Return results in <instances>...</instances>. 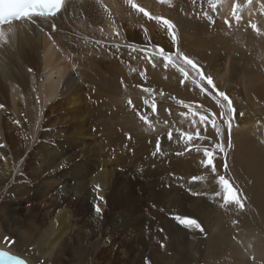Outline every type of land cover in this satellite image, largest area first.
<instances>
[{"label":"bare ground","instance_id":"bare-ground-1","mask_svg":"<svg viewBox=\"0 0 264 264\" xmlns=\"http://www.w3.org/2000/svg\"><path fill=\"white\" fill-rule=\"evenodd\" d=\"M131 3L144 9L149 16L171 21L176 26V45L173 46L164 25L133 9L129 0H68L65 9L53 19H21L0 28L4 35L8 31L9 36L20 34L32 38L25 41L0 39V178L2 181L10 179L6 196L19 194L21 203L26 201L23 197L26 196L30 199L28 216L44 220L40 234L43 236V232H47L51 236L48 239L43 237L35 248L45 256L46 264H61L66 255L70 256L67 251L72 247H75L76 256L73 255L68 264H77L79 261H82L81 264H88L89 259L85 260V257L90 250L87 247L90 246L85 244L93 238L99 242L90 245L96 247L94 256L102 264H132L133 260L135 264H142L137 261L144 254L151 259V264H178L179 255L185 251L180 246V241L176 243L181 231L177 227H170V232L164 231L161 234L167 243L161 244L162 248L155 245V251L150 254L156 256L158 261L148 255L149 252L144 248L152 243L146 245L142 241V245L137 246L138 255H134L135 244L131 241L133 231L130 230L133 227L128 223V196H124V192L121 198H115L122 180L117 179L113 170L107 171V165L123 168V165L130 166L131 163L125 164L120 158L116 164L112 160L108 163L106 161L107 164L94 162L95 164L90 165L89 161L82 164L83 161L75 163L72 160L74 163L68 164L71 162L69 157L73 155L71 151L75 150L70 147L71 144L80 146L81 158L91 156L93 150L95 155L98 153L101 156V147L88 145V138L85 137L84 124L88 122L87 111L90 109L88 96L100 98L96 93L102 88L121 95L124 101L139 93L146 95L143 89L146 88L147 78L141 73H148L152 62L149 63L143 57H146V53H154V46L167 50L178 49L194 60L206 75L212 76L213 83L219 90L229 93L236 100L239 96L245 100L248 107L242 109L243 123L250 125L261 120L264 125V76L260 74L259 64L264 45V0H131ZM237 16L239 20L236 19ZM258 22L261 30L257 27L254 30L253 26ZM52 23L57 26L55 32L50 31ZM43 30L48 31L51 37L43 33ZM252 30L262 37H253L250 32ZM10 44L13 47L11 51L7 49ZM114 55L125 57L128 61L126 67L129 71H135H130L133 80L137 79L140 83L144 78V82L137 86L140 92L125 91L126 83L118 82V86L108 82L110 76L104 74L103 70L108 69L111 74L118 75L112 62L110 65ZM153 55L156 58L152 56V59L162 60L158 55ZM162 66L164 71L159 72L158 78H155V83L161 85L160 90H171L179 86L180 78L175 68L171 65L165 68L164 63ZM71 67L73 68L70 69ZM37 78L40 81L38 91L32 87L37 83ZM126 80L130 82L128 75ZM186 96L181 93L179 95L182 99ZM245 98L252 100L251 104ZM13 112L18 118L19 126L9 130L7 116ZM245 124L239 125L241 131L235 145L240 156L233 157V168L235 173L244 174L252 167L250 172L255 176L252 178L253 183L261 185L259 192L257 191L261 195L258 207L261 210L259 215L264 217V153L246 146L245 141L249 132H260L264 138V128ZM18 129L31 134L17 137ZM55 139L62 140L55 142V147H46V142L39 145ZM51 151L55 153L46 154ZM96 164L101 170L98 176L92 173ZM22 179L25 181L21 182ZM85 181H88L87 187ZM93 181L99 182L101 187L93 189ZM86 189L88 194L91 190V198L85 193ZM39 197H46L50 203L42 201L32 209V201ZM21 203L8 202L13 206L7 205L6 214L10 219L15 211L22 210ZM97 206L99 213L96 211ZM76 215L86 218V224L79 222ZM18 221L19 218L14 219L16 229ZM78 224H83L85 230L80 235L77 234ZM196 231L197 229H192L193 235H196ZM21 234L19 238L27 237L26 233ZM3 238L5 235L0 228V245ZM246 244L248 247L241 248L238 243L235 246L239 248L230 247L227 255L231 260H221L217 264H264V244ZM171 246L179 247V250H174ZM0 249L5 248L0 246ZM189 249L192 258L200 248ZM212 252H218V248L213 247ZM29 258L27 259L35 264V256L31 255Z\"/></svg>","mask_w":264,"mask_h":264},{"label":"rangeland","instance_id":"rangeland-1","mask_svg":"<svg viewBox=\"0 0 264 264\" xmlns=\"http://www.w3.org/2000/svg\"><path fill=\"white\" fill-rule=\"evenodd\" d=\"M259 25L260 22H258V24L256 23L255 27L261 30ZM262 31L264 32V28ZM250 32L253 37H262L257 31L252 30ZM5 33L6 34L3 38L6 39L19 41L32 39L27 35L16 34L9 36L8 31H5ZM7 49L10 51L13 50L12 45H8ZM261 52L262 59L259 60L261 66L260 74L264 76V45ZM114 56L115 57L110 61V65L113 63L114 66L112 65V67H114V70L118 71V75L111 74V70H103L104 74L110 76L108 82L111 84L116 83L117 85L118 82L121 84L126 83L127 85H125L127 87L125 91L137 90L140 92V88L138 89V87L144 82V78L139 81L140 83H138L137 79H134V81L131 77L132 73L130 71H135H129L126 67V62L128 61L125 57H118V55ZM152 56L155 57L154 55ZM162 63H164L162 60L152 59L150 71L148 73L142 71L141 74H143V77L147 78L146 88L150 90L148 94L145 92L146 95L139 93L138 95H133L132 98L124 101L121 95H115L110 89L102 88L96 93V96L100 98L96 99L91 98L93 97L92 95L88 96L87 103L90 109L87 111L88 122H85L84 124V130L86 131L85 137L88 138V145L91 144L94 147L95 145L99 146V148L101 147V156L98 153L95 155V153H93L95 151L93 150L91 156L86 155L81 158V149L79 150L80 146L77 147L71 144L70 147L75 150L71 151L73 155L69 157L71 162H68V164L70 165L74 163V161L75 163L83 161L82 164H84L89 161L90 165V163H106V161L108 163L110 160H112V163L114 162L116 164V161L120 158L124 160L125 164L131 163L130 166L123 165V168L118 166L119 169H117L118 167H116V165H114V167L107 165V171L113 170L112 173L115 172L117 179L122 180V188L120 187L121 189H117L115 198L118 200L124 192V196H128V209L130 211L128 223L130 227H133V230H130L131 232L133 231L131 241L136 247V249L133 247L135 256L139 253V247L137 246L138 244L142 245V241L146 245L152 243L144 247L147 253L149 252L148 255L155 251L153 250L156 248L155 245L158 244L161 246L160 248H162V245L167 242L161 237V234L164 231L170 232L172 228L177 227L181 231V234L177 235L178 238L176 243L180 241V246L185 248L184 253L179 255L180 259L178 258V264H217L222 261H229L231 260L227 255L229 248H235L236 243H238L241 248L245 246L248 247L246 242L250 244H259L260 242L264 244V217L259 215V213H261L259 208L261 195L258 194V192L261 185L259 183H253L252 178H255V176L253 177L250 172L252 167L247 173H235L233 168L234 162H232L234 156H240L236 150L235 140L238 139L237 135L241 131L239 125L245 124L241 121L244 120L242 119L244 115L240 114H244L242 109L247 108L248 105L240 96L237 98L238 100H236L232 98L229 93H225L233 103L235 115L231 121L232 126L230 137L227 126L223 124V121L218 119V123L221 126V137L218 138L215 130L212 129L210 125L207 130H205V127L199 124L198 116L196 117V122L194 124L192 113L197 112L198 114L208 115L209 112H214L218 117L221 111L219 105L221 103L226 105L227 102L215 97V93L209 95L208 93L211 92V89L206 83H203L201 86L205 87L207 91L201 93L200 87L197 86V84L201 83L199 78L196 77L195 82L193 81L192 76H188V78L185 79L181 74L179 63H177V67H173V69L175 68L174 70L177 76L180 78L178 82L179 86H176L171 90L168 88L160 90L161 85L155 83V78H158L157 75L159 72L162 73L164 71ZM65 65L68 66V63L65 62ZM72 68L73 67L70 69ZM126 75L130 78V82L126 80ZM181 80H184V84H181ZM39 82L40 81L37 78V83L32 86L37 91V88H39ZM257 83L260 86V82L258 81ZM180 93L187 96L182 99L179 97ZM232 95L236 94L232 93ZM159 97H163V99H159ZM120 98L121 100L119 101ZM253 98L254 97H252V99ZM166 100L168 101L166 102ZM253 100H255V103H258V100ZM129 101H131V103H129ZM246 101L251 104L252 100L246 99ZM153 103L156 105L155 112H153L151 108ZM185 105H190L191 107H185ZM258 113L260 114L259 111ZM141 117L147 118L148 123H145L144 119ZM7 118V127L9 130L11 127L19 126L18 118L14 112L9 114ZM20 118L24 117L20 116ZM26 124L29 125L27 121ZM245 125L249 127L261 126L264 128L261 120H257L250 125ZM197 130H199L202 137L206 138L203 140L193 139L190 144H186L180 134H186L187 132L196 134ZM10 132L11 134L13 133L12 131ZM169 132L172 133L171 139H169ZM30 134L31 132L26 133L22 129H18L16 132L17 137L20 135L29 136ZM59 140L62 141L61 139H55L50 143L44 141L43 144L40 143L39 145H44L46 142V147H55V142H60ZM158 141L160 144L159 152L156 151ZM245 141L246 146L251 147L254 151L264 153V138L262 133L249 132V136L245 138ZM219 142H223L224 144V153L217 152L215 160L217 172L213 174L210 168H205L201 164V160L203 159V148L211 147L212 144ZM186 145L188 146L184 149V146ZM58 149L59 148H57V150ZM197 149H199V151ZM45 151L46 150H44V152ZM58 151L61 150L59 149ZM50 153L55 152L51 151L46 154ZM103 154H105V157ZM114 154L116 158L118 157L117 159L113 157ZM225 164H227V170H225ZM242 166L245 167L244 164ZM100 171L101 170L96 164L92 173L93 175L98 176L100 175L98 174ZM121 171L123 175H120ZM219 175H224L239 191L240 198L244 205L243 209L235 204L223 205V196L225 193L217 183ZM193 177H197V179L193 181ZM241 177L243 178L242 181ZM12 178H14V176ZM9 180L2 181L0 178V223L2 222L0 228L5 235L2 242L6 243L5 245H3V243L0 245L5 248L3 250L0 249V252L7 253L13 261L21 260L24 261L25 264H32L31 260H28L27 258L34 255L35 264H46L45 256L35 248V245L36 243H39L38 241L41 242L43 237L48 239L51 235L47 232H43V236L40 234V232H42L41 223L44 221L43 219L35 220L31 216H28L30 199L23 196L26 201L21 203V197H18L19 194L6 196V191H8L9 187ZM24 181L25 180L23 179L21 180V182ZM86 182L88 181H85V186L87 187L88 183L86 184ZM15 185L17 186L18 183ZM92 186L93 189L101 187L100 183L97 181H93ZM85 193L88 197H92L91 190L90 194H88V190ZM193 193H198V195H194ZM216 193H219V195H216ZM51 200H53V198ZM9 201L18 204L21 203L23 206L22 210L13 213L15 216H13V220L8 217V214H6L8 208L7 205H11L8 204ZM42 201L45 204L50 203L49 200H46V197H39L32 201V209L36 204H40ZM125 214H127V212H125ZM175 216L189 217L196 220L203 231L197 229L196 235H193V228H186L177 223L173 218ZM75 217L78 221L80 220L79 222L86 224V218H81L78 215ZM15 218H19L18 229L15 228ZM83 224H78L77 234L79 235L85 231L83 230ZM134 228L136 230H134ZM19 231L26 233L28 238H19L22 236ZM117 231L121 230L117 229ZM98 242L99 240L93 238L89 243L85 244V246H90L87 247L90 250L85 257V260L89 259L88 264H102L100 259L94 256L96 247H91L94 243L97 244ZM18 245L21 247H18ZM190 247L200 248L192 258L189 255ZM213 247H217L218 252H212ZM74 248L75 247H72L70 251H67L70 256L66 255L61 264H68V262L72 261L73 255L76 256ZM171 248L179 250V247L176 246H171ZM150 256H153V258L158 261L156 256ZM205 256H208V258H205ZM140 258L137 263H152L151 259H148L145 254L140 256ZM81 263L82 261H79L77 264ZM0 264H5L3 258H0ZM9 264H11V262H9ZM132 264H135L134 260Z\"/></svg>","mask_w":264,"mask_h":264},{"label":"snow or ice","instance_id":"snow-or-ice-1","mask_svg":"<svg viewBox=\"0 0 264 264\" xmlns=\"http://www.w3.org/2000/svg\"><path fill=\"white\" fill-rule=\"evenodd\" d=\"M129 3L131 4V7L135 9L138 12H143L145 16H147L150 20L156 19L158 23L164 25L168 31V34L172 40L173 46L176 45V35H175V28L176 26L169 20L160 18V17H152L149 16V13L144 11V9L139 8L137 4L131 3V0H129ZM65 6V0H19V4L17 5V9L14 12V14L11 15L10 19H6L3 23H0V25L9 24L13 20H32L34 17H41V18H48V17H55L57 16ZM233 14L235 15V8ZM237 20H239V17H236ZM227 24L228 21H225ZM255 30V26H253ZM53 30H55V25L53 24ZM4 34L0 32V39H3ZM146 51V50H145ZM156 54L160 59L164 61V66L167 68L169 64L172 65V67H177V63L180 64L181 74L185 77V79L188 78V76H192L193 81H196V77L199 78L200 84H197L198 87H200V92L205 93L207 90L205 87L201 86L203 83H206L209 88L211 89V92L208 94L211 95V93H215V97L220 98L223 101H226L227 104H220L221 111L219 113V116L217 117V114L214 112H209L208 115L204 114H198L197 112H193V123L196 122V117L198 116L199 124L205 127V130H207L208 126L210 125L212 129L215 130L216 136L218 138L221 137V126L218 123V119L223 121V124L227 126L229 137L231 133V121L234 118L235 115V109L233 107V103L230 100V98L223 92L216 88V86L213 83V78L211 75H206L204 73V70L201 66H199L194 60L187 57L184 53L176 50H167L164 49L161 46H154V53H146V57L148 62H152V55ZM143 76V74H141ZM181 84H184V80H181ZM145 92H149L150 90L145 88L143 89ZM131 103V101H129ZM219 103V101H218ZM185 107H191L190 105H185ZM152 111H156V105L153 103L151 105ZM240 115H243L241 113ZM144 119L145 123H148L147 118L141 117ZM183 141L186 144H190L193 139L196 140H203L206 137H202L200 135L199 130H197L195 137L192 134H180ZM172 138V133L169 132V139ZM230 139H229V147H230ZM199 151V149H197ZM156 151H160V144L159 141L157 142ZM224 153V144L223 142L214 143L211 145V147H204L203 148V159L201 160V164L205 168H210L212 173L215 174L217 172V165L215 163L216 160V154ZM225 170H227V164L224 165ZM197 177H193L192 180L195 181ZM217 183L220 186V188L225 193L223 196V205L228 204H235L241 209H243L244 205L240 198L239 191L232 185V183L226 179L224 175H219L217 178ZM194 195H198V193H193ZM216 195H219V193H216ZM222 205V206H223ZM96 211L99 213L100 209L97 206ZM177 223L181 224L182 226L186 228H195L200 231H203L200 224L189 217H181V216H175L173 217ZM0 258H3L5 260V264H25L24 261L21 260H15L13 261L10 256H8L7 253L0 252Z\"/></svg>","mask_w":264,"mask_h":264}]
</instances>
